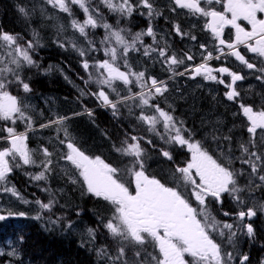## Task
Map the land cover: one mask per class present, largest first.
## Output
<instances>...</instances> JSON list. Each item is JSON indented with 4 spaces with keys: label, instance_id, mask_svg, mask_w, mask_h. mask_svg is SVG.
Here are the masks:
<instances>
[{
    "label": "snow or ice",
    "instance_id": "6c2138e0",
    "mask_svg": "<svg viewBox=\"0 0 264 264\" xmlns=\"http://www.w3.org/2000/svg\"><path fill=\"white\" fill-rule=\"evenodd\" d=\"M44 4L73 17L70 23L73 34L79 33L80 37L87 41L86 47H79L76 40L62 41L58 38L56 43L60 47L71 43L72 48L79 52L81 57H89L83 59L82 66L89 72V81L99 86V90L92 95L96 96L104 107L111 108L114 115L118 114L121 105L129 106L131 101L129 111L140 109L137 120L146 125L149 132L155 133L168 144L186 146L190 153V159L184 166L177 165L174 169L172 179L175 186H168L155 176L146 175L144 149L140 143L142 138L131 136V143L126 139L121 147L114 146L117 153L131 161L129 166L121 169L106 162L101 156L91 157L77 147L65 127L68 117L56 116L55 119H49L47 123L40 125L41 128H56V140L67 149L60 158L70 162L78 170V177L73 178L72 183L80 184L82 195L101 199L109 205L111 215L106 220L99 217V222L116 243V254L111 255L103 248L99 249L97 254L105 257L110 264H228L233 259V253H224L222 245L216 242L212 233L218 232L223 237L224 230H228L227 238L231 242L236 236L234 225L217 221L208 208V201L211 199L222 202V194L227 193L238 205L245 204L240 198L243 189L237 184V173L230 167L232 157H224L221 153L227 163L214 158L200 141L194 139L184 127L183 121L177 122L169 111L153 103L156 97L167 92V84L154 76H147L146 70L134 71L128 59L131 52L139 53L142 48L144 57L152 59L156 56L169 71L174 72V68L183 65L185 59L193 61L194 55L185 52L183 58H178L175 53L168 55L167 43L163 47L159 46L151 21L161 13L154 7L152 0H99V4L107 8L109 13L116 15V26L107 22L99 5L91 6V0H44ZM170 4L172 12L178 9L187 10L190 15L206 18L204 29L210 32L216 44V56H213L212 51H208L206 44H201L202 63L190 65L179 75L191 72L193 77L203 76L205 80L217 81L218 77L214 73L221 76L227 74L231 77V84L225 85L229 89L225 95L228 100L234 101L240 94L233 85L244 77L229 67L213 68L208 61L232 56L248 69L264 73V67L257 69V65L249 62L240 51V46H243L247 52L264 58V16L258 15L264 14V0H170ZM73 5L83 11V21L74 18ZM212 5H220L222 10H217ZM19 11L25 16L28 15L23 7L19 8ZM40 11L43 14L46 9L41 6ZM135 11H140L142 16L146 15L149 24L146 30L132 34L129 29L120 27V23L123 18L131 17ZM241 21H246L250 30L242 26ZM228 26L235 30L234 39H224V31ZM98 28H103L105 32L99 45L89 38L90 30ZM65 31V26L60 25L57 30L58 37ZM173 31L182 38L190 36L193 41L197 39L189 32H184L179 23L173 24ZM145 36L152 37V45L144 44ZM20 39L18 35L0 30V53H3L0 54V122H3V127H0V143L8 145L0 148V191L23 199L14 187L4 185L14 168L37 165V150L28 146V133L33 131L34 121L28 114L31 106L25 104L22 97L11 94L9 88L15 84L22 87L24 93L31 92V87L22 78L21 72L25 66H37L30 53L39 43V34L34 31L33 39L29 40L26 46L18 43ZM101 50L105 58L90 63L89 54ZM91 69H95L96 75L92 74ZM257 78L264 79V76ZM117 82L123 85L128 95L118 91ZM218 82L225 84L224 79H219ZM133 85L140 91L133 92ZM110 93H115L118 99H110ZM81 95L84 93L81 92ZM239 108L240 114L248 122L247 132L250 134V139L239 145L240 160L249 165L252 175H257L264 171V153L252 149L257 148L258 130L264 133V108L255 110L253 106L244 103H241ZM149 110L153 114H146ZM87 111L91 116V110ZM18 122L25 124L24 131L16 130ZM158 125H162L163 132L158 131ZM61 131L64 134L63 139L59 136ZM4 133L6 135H3ZM224 139L230 140L231 137ZM261 139H264V136ZM148 143L152 141L149 140ZM259 147L264 148V144ZM38 151L44 157L37 165L42 171L32 178L40 181L45 180L46 174L52 171L53 153L43 145ZM162 155L172 160L168 151L162 150ZM125 175L127 179L122 178ZM258 178L264 183V175H259ZM193 198L196 206H193ZM36 203L42 210L51 211L56 200L53 197L47 203L39 200ZM261 208H264V205H261ZM224 215L229 213L225 212ZM236 215L242 222L246 217H254L256 210L248 207L246 211L241 210ZM26 216L25 212L10 211L5 215L3 209H0V221ZM40 218V214L34 217ZM60 219L62 218L58 217L52 223H57ZM71 226L69 221L68 227ZM244 227L247 235L253 236L252 224ZM87 232L89 237L95 239V229L89 228ZM19 239L23 242L24 237L20 236ZM8 255L15 256L17 252L13 249ZM186 257H191V260ZM239 259L240 264H246L249 258L244 255ZM261 264H264V261H261Z\"/></svg>",
    "mask_w": 264,
    "mask_h": 264
},
{
    "label": "trees",
    "instance_id": "16d2710c",
    "mask_svg": "<svg viewBox=\"0 0 264 264\" xmlns=\"http://www.w3.org/2000/svg\"><path fill=\"white\" fill-rule=\"evenodd\" d=\"M28 3L29 0H0V30L12 35H18L21 38L18 43L25 46L29 40L33 39L34 30H38L39 43L30 53L37 66H25L21 72L22 78L25 82L29 83L31 87V92L23 96V102L30 103V105L35 106L36 109L41 108L40 112L42 116L34 119V125L45 123L49 119H55L56 116L68 117L65 125L72 134H74L77 147L80 149L89 148V153L93 156L87 155L91 157L99 155L106 162L112 163L113 166L116 167L129 166L131 163L129 158L122 157L114 148V146L121 147L118 139L125 138L126 134L138 136L143 140L149 135L152 139H148L152 141L155 146H161L156 144L155 138L149 134L147 127L137 120L140 109H138V111L132 109L130 112V106L121 105L118 114L114 115L111 108L104 107L102 102L98 100L96 96L92 95V93L97 91L99 86L89 81V72L85 71L82 66L83 59L89 57H81L79 52L72 48L71 43H66L65 47H60L56 43L58 38L62 41H70V38L75 36L79 40V42H77L78 46L86 47L87 41L80 37L78 33L70 34L67 30L59 37H56L53 31L58 29L56 26L59 27V24L56 23L52 15L48 18L40 17L36 10L33 12L34 8L32 5L31 11L26 10L28 12L27 16L19 11V8H24ZM99 7L102 9L101 11L106 19L114 21L116 15L109 13L107 8L103 5H99ZM75 14L80 16L78 12ZM62 19L65 23L67 22L66 15H64L60 21ZM131 19L138 18L132 16ZM180 23L181 27L185 29L186 25L183 26L182 21ZM123 24L125 27L127 26L126 22L122 21L120 27ZM147 24H149V22H145L142 26L138 25L137 28L140 29ZM156 25L158 28L165 31L171 42L176 39L177 35L173 31V22L171 23L167 18H164L160 23H156ZM187 28L188 27H186V29ZM103 30V28L97 29L99 33H103ZM99 33H96V35L100 37ZM206 33L209 34L208 31H206ZM24 39L27 41L24 42ZM90 39H94L91 34ZM94 40L98 45L100 41ZM42 44H44V46H42ZM159 46L163 47L160 43ZM190 47H193L195 50L198 49L199 51L197 54L201 55L203 50L195 45V43H191L188 46L184 44V47L178 51L182 58L185 52L191 53L190 50L192 49H190ZM206 54L205 52L204 55ZM134 55H137L134 63H137L138 66H144L149 73L158 80H164L166 84L172 83L183 87L177 88L176 94H169L170 97H177L174 98L176 100V110L166 108L167 111L171 112L177 122L183 121L184 127L193 132V137L201 139L204 148H210V150L219 151L223 154H237V156L232 159L233 163L235 160L240 159L241 151L239 145L242 142H246V139L250 136L247 134L248 122L246 118L240 114L239 105L241 103L251 105L255 110L264 108V83L257 79V72H254V74L252 73L251 78H255L249 83L250 87L234 101H230L225 95L228 89L225 85L230 83L229 76H224L223 79L225 84H220L205 80L203 76L193 77L191 72L186 75H179L186 67L196 65L202 57H195L193 61H187L185 59V63L176 66L173 72L169 71L166 65H164L163 68H159L154 61L148 62L147 58L142 56L138 57L136 53ZM89 56L90 63L105 58L101 51L91 52ZM213 56H215V53H213ZM229 61L228 59H226V61L223 59H212L208 63L213 68L225 66L229 67L233 72L240 73L234 64L228 63ZM58 66L61 67V70L58 69ZM90 71L93 75H96L95 69H91ZM171 76L173 77L167 79ZM245 82L246 81H241L236 84L242 85ZM10 88L22 87L13 84ZM132 90H136V87L132 86ZM241 90L243 91V88ZM118 91H121L123 95H128L127 90L118 89ZM81 92H83L84 95H81ZM52 97L55 100H53ZM110 99L116 100L118 97L115 93H110ZM44 100L47 101L50 106L48 115H46V107L43 106ZM159 105L162 106V103H159ZM87 110H91V116L88 115ZM32 116L35 117L36 112H33ZM218 116L222 119L220 126H216L213 121V119ZM208 123H213V125H209ZM23 127V125H17L16 130L22 132L24 131L22 130ZM44 130L45 128H41V131ZM52 131L56 136L58 135L55 127L49 128V132ZM46 132L45 130V133ZM61 133L62 131L59 133L60 137H62ZM3 135H6V133ZM28 137V139L35 141L33 146L36 147L44 141L43 138L36 135V131L29 132ZM225 137H231V139L226 140L224 139ZM257 138L261 139L260 137H256V139ZM144 145L147 147L144 142L141 146L143 149ZM257 150L263 153V150L259 146H257ZM157 152V148L148 151V153L145 151L146 157H144V161L147 159L149 162V157L152 155L155 157V153ZM178 152L177 154L180 157L183 152L180 150ZM172 159L173 160H169L160 157L159 161L153 165L152 168L156 169L157 177L163 179V176L160 174V169L164 164H169L174 161L175 166L180 165L177 160H174V158ZM220 160L223 162L226 161L223 157H220ZM170 171L174 172L173 168H171ZM172 178L173 175H167L169 184L172 183ZM63 179H59V182H62ZM35 184L39 185L38 183ZM35 184L28 185L27 187L26 184V189H23L22 192L30 198L35 197L37 193H33L32 190V186ZM19 185L21 186L22 183ZM62 186L63 183L59 184L58 188L61 189ZM256 186L259 189L258 193H261L264 197V185L257 184ZM70 187L71 185L68 184V192H70ZM54 188H56V186H54ZM245 188H249V186ZM38 190H40L39 186L37 187V191ZM79 194L82 196V190H79ZM83 196L86 198V201H90V203L92 202L95 205L93 207L91 206L90 209L93 210L97 216L105 214L104 211H100V209L96 207V205L99 204L96 202V199L88 197L87 195ZM73 198V200L68 198L67 202L64 203L71 204V207H78L79 205L76 201L79 200L78 196H74ZM227 199L228 198L223 195L222 203L219 206L213 201L214 206L220 207L219 209L222 212L217 214L219 219H222L221 215H223L224 212H228L230 216V209L226 208L224 205ZM79 203L82 204L81 201H79ZM68 222L69 221H63L62 225L65 226ZM87 223L94 228L96 227V221H89ZM252 226L254 229L253 236L249 237L246 229H244L243 238L239 241V245H235V247L230 249V252L240 254L241 250H243L242 253H246L249 258L246 264H261L264 258V215L257 218L255 217ZM96 229L98 230V236L97 241H95L96 243H94L82 242L77 238L74 230H64V232L61 233L55 230L47 234V232L41 228L39 222L32 220L30 217H16L0 221V243H7L6 245L11 251L13 248L17 250V255L15 256L8 255L10 252L9 249L2 250L0 253V264H105L106 260L104 257L97 254L98 250L102 249V246L107 243L111 250V254L115 255L117 245L110 235L106 233L104 227L102 228L98 225ZM20 236L24 237L23 242L20 241ZM104 236L105 239L103 238ZM237 238H239V233L237 234ZM129 255H131V253H129ZM237 260L238 257H236V261Z\"/></svg>",
    "mask_w": 264,
    "mask_h": 264
},
{
    "label": "rangeland",
    "instance_id": "374dc122",
    "mask_svg": "<svg viewBox=\"0 0 264 264\" xmlns=\"http://www.w3.org/2000/svg\"><path fill=\"white\" fill-rule=\"evenodd\" d=\"M152 2L154 3V7L156 8L158 6V0H154ZM31 5L34 8L33 12H34V10H36L37 13L40 15V17L48 18V17H50V15H52L55 18L56 23L59 24V26L60 25H64L66 30L70 34H73V30L70 27L71 19L73 17H69L67 13L60 12L58 9H53L50 5L44 4V0H29L28 5H26L24 8L27 11H31ZM97 5H100L99 4V0H91V6L92 7H96ZM41 6H43L46 9V11L43 14L40 11ZM217 6L218 5H212V7H215V8H217ZM171 7H172V5L170 4V6L166 8V10H167V12L170 15H172L173 17L176 18V23H179L181 25L180 22L182 21L183 22V26L186 25L185 27H188V28L192 27V28H195V30L199 29L200 36L203 38V40L207 41V42H203V41H201V40H199L197 38L195 41L191 40L188 45H190L191 43H195V45L200 47L201 44H206L208 46V51H212L213 53H215V56H216L217 52L215 51L216 44L214 42V39H213V37L211 35L209 36L206 33V30L203 27V24L206 22V18L190 15V14H188L187 10H179L178 9L176 12H172L171 11ZM72 9H73V13H74V18H76V19H78L80 21H83V19H84L83 11L81 9H79V7L76 6V5H73ZM144 11H145V13L147 12L146 9H144ZM76 12L80 13V16L76 15L75 14ZM185 14H187L188 17H185V18L182 19L181 17L183 15H185ZM64 15L67 16V22L66 23L63 21V19L60 21V19L62 17H64ZM259 15L264 16V14H259ZM143 17L145 18V20H142V19H139V18L134 20L137 23V26L138 25L142 26L145 22H149V20H148L146 15H143ZM155 22H156V19H155V16H154L152 18L151 23H155ZM241 22H242L241 23L242 26H244V24L247 23L246 21H241ZM121 27L127 29L124 24ZM147 27H148V24L146 26H144L143 28H145V30H146ZM56 28H58V26H56ZM57 30L58 29H55L53 31V33L55 34L56 37H58ZM129 30L131 31L132 34H135V33L138 32L135 29H129ZM153 30L156 33L157 41H159V43L162 46H164L165 43H167V45L169 46L168 55H171L172 53H175L177 55V57L182 58V56L178 53V51H180L184 47L183 41H181L180 38H179L180 36L177 35V37L179 39L176 38V39H174L171 42L170 39L167 37V35H166L164 30H162V29H160L158 27H153ZM34 31L38 33L37 29H35ZM95 32L99 33L97 31V29L90 30L91 36L94 39H96L97 41H100L103 38L105 33L104 32L103 33H99L100 34V37H99V36L96 35ZM63 33L64 32L60 33L59 36L61 34H63ZM227 34H230V36L227 35ZM193 35L196 36V34L194 32H193ZM128 38L130 39L131 37H128ZM224 39H226V40L234 39V36L232 37V31H230L228 28L226 30V34L224 33ZM71 40H76L77 42H79L78 38L75 37V36L70 38V41ZM25 41H27V40L24 39V42ZM144 44L152 45L153 44L152 37L145 36L144 37ZM98 45H99V43H98ZM42 46H44V44H42ZM240 48L244 49L242 54L245 55V58L248 59L249 62L255 63L257 65V69H259L261 67H264V58L257 57L255 54L247 52V49L244 48L243 46H240ZM190 49H192V50H190ZM190 49H188V50L191 51L190 54H193L194 57H201V55L197 54L198 51H199L198 49L195 50V49H193V47L192 48L190 47ZM101 52L103 54L102 50H101ZM135 53L138 54V57H140V56L144 57L142 48H141L139 53H137V52H131L130 53L128 59H129V63L133 66V70L137 71V72L146 70L147 76H152L149 73V71L144 66H142V65L138 66L137 63H134L136 61V58H137V55H134ZM0 54H3V53H0ZM133 55H134V57L130 60V58ZM227 57H232V56H227ZM144 58H146V57H144ZM233 58H235V57H233ZM152 61H154L158 65L159 68H163L164 67L163 62L157 60L156 56H153L152 59H148V62H152ZM200 63H202V59L197 64H200ZM228 63L229 64H234L238 68V70L240 72L239 74L244 77L242 80L237 81V82L246 81L242 85L236 84L237 82L233 85L235 90L240 94L239 96H241V94L247 88L250 87L249 83L252 80H254L255 77L251 78L252 73L254 74V72L255 73L257 72L256 73L257 74L256 77L264 76V73H261L260 71H258L256 69L250 70L245 65L237 64V63L232 62V61H229ZM121 64H122V62H121ZM186 68H188V67H186ZM58 69L61 70V67L58 66ZM122 70H123V68H122ZM183 71H185V69L182 70L181 72H183ZM62 72H63V70H62ZM215 75L218 77V80L219 79H223L224 76H228L227 74H224L223 76H221V74H219V73H217ZM172 77L173 76L168 77L167 79H170ZM247 78H249V79H247ZM218 80L217 81L209 80V81H211L213 83H219ZM258 80L261 81L262 83H264V79H258ZM162 81H164V80H162ZM229 84H231V77H230V83ZM133 86L136 87V90H132L133 92L140 91V89L137 86H135V85H133ZM117 88L119 90H126V89L123 88V85L120 82H117ZM177 88H183V87L180 86V85L172 84V83L167 84V89H168L167 92L164 93L163 96L156 97L155 100L153 101V103H156V104L162 103V106H160V105L159 106L164 108L166 111H167L166 108H170L172 110H176V104H175L176 100L174 98H177V97H175V96L174 97H170L169 94L170 93H175L176 94V92H177L176 89ZM242 88H243V91L241 90ZM98 90H99V88L97 89V91ZM228 90L229 89H227L226 92ZM9 91L11 92V94L16 95L18 97H22V98H23L24 95L27 94V93L23 92L22 88H9ZM106 91H107V89H106ZM53 97H52V99L55 100L56 98L54 97L55 98L54 99ZM43 102H44L43 106L46 107L47 115H48V110H49L50 106L48 105L47 101L44 100ZM131 103L132 102L130 101L129 102V106H131ZM137 103H138V101H137ZM25 104L30 105V103H25ZM30 106H31V108H30L28 114L32 116V113L36 112V116L35 117L32 116L33 121H34L35 118H37V117L39 118L40 116H42L41 112H40V109H36V107L33 106V105H30ZM91 109H93V108H91ZM135 109L138 111V108H135ZM146 114L151 115V114H153V112L151 110H149ZM213 121L215 122L216 126H220V124L222 123V119L219 116L215 117L213 119ZM47 122H45V123H47ZM45 123H41V124H45ZM41 124L36 125V126L33 124V131H31V132L36 131V135L39 136L40 138H43L44 141L41 142L38 147H36V146H33L35 144V141H33L31 139H28V146H29L30 149L37 150V155L35 156V159L37 160V165L40 163V161H42L44 159L42 153H39V151H38L40 149L41 145H43L44 147H47L49 149V151L53 153V155L51 157V159L53 160V164L51 166L52 167V171L46 174L47 178L45 180L37 181V180H34L32 178L34 175H36L40 171H42V169L40 167H38L37 165H22L21 167L14 168L13 172H11L8 175L7 181L5 182L4 186L14 187L16 189V191L19 193V196L22 197L23 199H18L16 196H13L11 193L0 191V209H3V214H5V215H7V213L9 211L13 212V213L25 212L27 214V216L25 218H28V217L34 218L37 214H40L41 218L40 219H35V220H37L39 222L41 228L45 232H47V234H48V232H53L54 230H57V229L60 230L61 223L63 221H71L74 217H76L77 210H76V208H72L73 213L68 215L66 212H62L61 209H59V205H56V204H54V206L51 209V211L42 210L39 207V205L36 203V201L39 200V201H42L44 203H47V201H49L50 199L53 198V195L48 194L49 199L43 198V196H38V195L41 192H43L45 194L47 192H52V191L56 192V193H64L65 192V193L68 194L69 192H68V189H67V185L70 184L71 187H70L69 190H70V192H72L74 194L72 197L78 196L79 201H83L84 196L83 195L81 196L78 193V191H77V189L80 190V188H81L80 184H73L72 183V179L78 177V170H76L74 168V166H72L70 164V162L62 160L60 158L62 154H65L67 152L66 147H64V146L59 144V142L56 140V135L54 134L53 131L49 132V128H45V130L47 131L46 133H45V130L44 131H40L41 130V127H40ZM17 125H23L24 127H23L22 130L25 129V124L24 123L18 122ZM209 125H213V123H210ZM0 127H3V122H0ZM65 127L67 128L66 125H65ZM145 127H147V126L145 125ZM68 131H69L71 137L74 138V140H75L74 134H72V132L69 129H68ZM147 131H148V128H147ZM158 131L163 132L162 125H158ZM149 134L155 138L156 144L163 146L164 149L175 148L177 150H182V152L185 151L188 154H190L186 146H180L178 144H168V143L165 142V140H162L155 133L149 132ZM247 134H248V136H250V134L248 132H247ZM61 136H63L62 138H64L63 132L61 133ZM192 136H194V135L192 134ZM262 136H264V133H262L260 130H258L256 137H260L261 138ZM130 137H131L130 135L126 134L125 138L118 139V141L121 144V146L123 145V142L126 139L128 140L129 143H131ZM146 137L147 138H151L149 135L146 136ZM194 139L196 141H200L201 142V139H199L198 137H195ZM249 139H250V137L248 139H246V142ZM257 139H256L257 146H259L261 144H264V139H258V141H257ZM144 142H145V140H143V139L140 140L141 146H142V144ZM222 143H225V142H222ZM6 146H8L6 143H0V148L6 147ZM82 149L84 150L85 154H89V155L92 156V154L89 153V148H82ZM204 149L207 150L210 155H213L214 158L220 160L221 152L210 150V148H206V147ZM261 149L263 150V153H264V148H261ZM252 150H257V148L256 149H252ZM158 152H160V151H158ZM229 155H231L232 159L237 156V154L234 155V154L225 153L224 157H227ZM144 157H146L145 151H144ZM224 162L227 163L226 161H224ZM147 163H148V161H146L145 164H147ZM230 167H231L232 170H234L237 173L236 179H237L238 186L241 189L244 188L243 191H242L243 193H240V198L243 201H245V204L244 205H240V206L245 208V209L248 208V207H253L256 210V215H259V216L264 215V208H261V205H264V197L262 196L261 193H258L259 189L256 186L257 184H263L264 185V183H262L259 180V178H258L259 175H264V171L259 172L257 175H252L249 165L243 164L240 159L235 160L234 163H233V161H231ZM119 168L124 169L126 167L122 168V166H120ZM122 178L123 179H127V176L125 175ZM59 179L60 180L63 179L62 182H61V183H63V186L61 187V189L58 188V186L60 184L59 183ZM65 179H66V181H65ZM18 183L19 184L22 183V185H21L22 187ZM35 183H38L39 185H37ZM32 184H35V185L32 186L33 193H37V194H36L35 197H33L31 199V198H28L27 196H25L24 193L22 192V190L26 189V187L28 185H32ZM244 184L248 185L249 189L245 188ZM25 185H26V187H25ZM38 186H39L41 192L37 191V187ZM54 186H56V188H54ZM20 188H22V189H20ZM45 189H47V191ZM226 196L233 198L232 196H230L227 193H226ZM24 201H28V203H24ZM213 201L214 200L208 201L209 210H210V206H211ZM219 203L220 202H218L217 206L220 205ZM193 206H196L195 201H193ZM219 208L220 207H216L215 206V209H216L215 212H213V211H210V212H211L212 216H214L216 218V220L219 221L222 224V223H225L224 222L225 219L224 218L219 219L217 217V215H216V213H222ZM105 215H106V213L103 214L102 216H99V217H105ZM58 217H60L62 219H60L57 223H52V221H56ZM13 218H16V217H13ZM201 219H202V217H201ZM232 224H234V223H232ZM57 225H58V227H57ZM86 225H88V226H86V229L92 228V226L89 225L88 223H86ZM98 225H99V221H96V227ZM96 227H95V229H96ZM65 228L66 227L63 225V229H65ZM245 229H246V227H245ZM74 231L78 234V236L79 235H83V233H84V232L81 233V228L77 227V226L74 228ZM224 231H225V233H227V236H228V234H229L228 230H224ZM233 231L236 232V236L235 237H236V240L238 239V243H239V238H243V230H241L239 232V238H237V231L235 229H233ZM85 232H86V234H88L87 230ZM212 235L220 238V240H221L220 244L222 245V249H223L224 253L230 252V249H232L236 245V243H233L235 237H233V239L231 241L233 244L231 245V244H229V242H228V240H227L225 235L222 237V236L219 235L218 232L212 233ZM6 244H5V242L0 243V253L4 249H9L11 251V249L9 247H7ZM13 249H15V248H13ZM15 251L17 252L16 249H15ZM235 256H237L239 258V257L244 256V253L242 255L238 254V253L237 254L233 253V259L231 261H229L228 264H235V261H236ZM186 259L191 260V257H186ZM239 261H240V259H239ZM262 261H264V258L262 259ZM11 264H13V263H11Z\"/></svg>",
    "mask_w": 264,
    "mask_h": 264
},
{
    "label": "flooded vegetation",
    "instance_id": "af4514ba",
    "mask_svg": "<svg viewBox=\"0 0 264 264\" xmlns=\"http://www.w3.org/2000/svg\"><path fill=\"white\" fill-rule=\"evenodd\" d=\"M152 1H154V0H152ZM164 3H163V2ZM170 0H158V6L156 7V9L161 13V15L160 16H155V19H156V22L155 23H152V26L153 27H157V25H156V23H160L164 18H167L168 19V21L169 22H172L173 21V24L174 23H176V18L175 17H173L172 15H170L168 12H167V10H166V8L167 7H169L170 6ZM217 10H222V7L220 6V5H218L217 6V8H216ZM142 11H144V9H142ZM145 12V11H144ZM259 15V14H258ZM132 16H134V17H136V18H139L140 17V19H142V20H145V18L140 14V11H135V12H133V14H132ZM132 16L131 17H125V18H123L122 19V21H125L126 22V24H127V26H126V28L127 29H135V30H137L138 32H141V31H144L145 30V28H143V27H141L140 29H138L137 28V23L134 21L135 19H131L132 18ZM185 17H188V15L187 14H185V15H183L181 18L183 19V18H185ZM107 20V22L108 23H110V24H112L113 26H115L116 25V20H117V17L114 19V21H111V20H109V19H106ZM121 21V22H122ZM242 23V22H241ZM205 24V23H204ZM204 24H203V27H204ZM244 26L247 28V29H249L250 30V26H248L247 25V23H245L244 24ZM227 28L230 30V31H232V37L234 36V29H231V27L230 26H228V27H226L225 28V34H226V30H227ZM184 32H189L190 33V35H192V36H194L193 35V32L196 34V37L199 39V40H201V41H203V42H207V41H205V40H203V38L200 36V34H199V29H196L195 30V28H192V27H190V28H187V29H182ZM104 31V30H103ZM227 35H229L230 36V34H227ZM180 38V40L181 41H183V43L184 44H186V46L189 44V42L191 41V38H190V36H185V37H179ZM243 48H240V51H241V54H242V52H243ZM243 55V54H242ZM224 60V61H226V59H228V60H230V61H233V62H235V63H237V64H241L239 61H237L235 58H233V57H222L220 60ZM241 65H243V64H241ZM192 134H193V132L192 131H190ZM194 135V134H193ZM144 140H145V144L147 145V147H145V145H144V149H145V151H147V153H148V151H152V150H154V148H157V150L158 151H160V152H157V153H155V157L152 155V156H150L149 157V155H148V157H149V162L147 163V164H145V171H146V175H150V176H155L156 178H158V179H160L161 180V182L162 183H166L168 186H175V184L173 183V181H172V183L171 184H169L168 183V179H167V175H169L170 174V169L171 168H173V171H174V169L176 168V166L174 165V161L172 162V163H169V164H165V165H163L162 166V168L160 169V174L163 176V179H161V178H159V177H157L156 176V169L154 168H152L153 167V165L154 164H156L158 161H159V159H160V157H164L163 155H162V150L163 151H168L170 154H171V156L173 157V158H176L177 159V161L180 163V165L179 166H184V164L190 159V154H188L187 152H185V151H183V154L179 157L178 156V154H177V152L179 151V150H177V149H175V148H170V149H164L162 146H155L153 143H148V141H149V139L148 138H144ZM82 151H84L83 149H81ZM180 151H182V150H180ZM179 153V152H178ZM164 158H166V157H164ZM166 159H168V158H166ZM146 161H147V159H145V163H146ZM125 167H127V166H125ZM60 184H61V182H59ZM133 188H134V185H133ZM80 190H81V188H80ZM38 191H40L41 192V190H38ZM70 191V190H69ZM39 193V192H38ZM78 193H79V190H78ZM48 194H52L53 195V197L55 198V200H56V205H59V209H61V211L62 212H66L67 214H72L73 213V211H72V208H76V210H77V212H76V217H74L72 220H71V223H72V226L69 228L68 227V223L65 225V229H63V225H62V223H61V227H60V230L59 229H57L58 230V232L59 233H61V232H64V230H74V228L77 226V227H80L81 228V233L82 232H84L83 233V235H79V236H77L78 234L75 232V234H76V236H77V238H79L82 242H94V243H96L95 241H97V236H98V230L97 229H95L96 230V232H95V239H92L91 237H89V235L88 234H86V226H88V225H86V223L87 222H89V221H99V217L95 214V212L93 211V210H91L90 209V207L92 206H95L92 202L90 203V201H86V200H83V201H81L82 202V204H80L79 203V200H76L77 201V203H78V207H71L72 205L71 204H67V203H64V202H67V200H68V198H70L71 200H73L74 198L72 197L74 194L71 192H69L68 194L67 193H56V192H47V193H45V195H44V193L43 192H41L39 195H42L43 196V198H47V199H49V197H48ZM25 195V194H24ZM87 195V194H86ZM223 195L224 196H226V193L225 194H222V197H223ZM46 196V197H45ZM88 197H92V196H90V195H87ZM28 197V196H27ZM28 198H30V197H28ZM93 199H96V202L97 203H99V204H97L96 205V207H98V209H100V211H104V213H106V215H105V220H106V218L107 217H109L110 215H111V212H110V209H109V205L107 204V202H105V201H103V200H101V199H98V198H95V197H92ZM226 198H228L227 200H226V202H224V205H225V207L226 208H229L230 209V216L229 215H227V216H225L224 214L223 215H221L222 216V218H224L225 219V223H234L233 225H234V228L233 229H235L236 231H237V234L241 231V230H244V226L243 225H246V223H251L252 225H253V220H250V221H247L246 220V218L241 222V221H239L238 220V218H237V213L239 212V211H241V210H247V208L245 209V208H243V207H241L240 205H238L237 203H236V201L233 199V198H231V197H228V196H226ZM211 199H209V201H210ZM193 201H194V198H193ZM192 201V202H193ZM48 202V201H47ZM90 203V204H89ZM217 204H218V202H216ZM221 203L222 202H220L219 204L221 205ZM101 207V208H100ZM238 208V209H237ZM102 209V210H101ZM215 206H214V203L212 202V204H211V206H210V211H213V212H215ZM225 213V212H224ZM218 213H216V215H217ZM254 217H256V215L254 216ZM81 218H82V220H81ZM32 220H35L34 218H32ZM37 221V220H36ZM38 222V221H37ZM99 226L100 227H102L103 228V225L101 224V223H99ZM57 227H58V225H57ZM55 231V230H54ZM106 233H107V230H106ZM225 236H226V238H227V233H225ZM104 239H105V236L103 237ZM213 238L216 240V242L217 243H220L221 242V240H220V238H218V237H216V236H213ZM242 238H239V241L241 240ZM227 240H228V238H227ZM228 242H229V240H228ZM233 243H236V245H239V243H238V239L236 240V237L234 238V241H233ZM232 242H229V244H233ZM104 249H106L107 250V252L108 253H110L111 254V250H110V248H109V246H108V244L106 243L104 246H102ZM243 252V250H241V253ZM112 255V254H111ZM245 255H247V254H245ZM248 256V255H247ZM105 258V257H104ZM105 260H106V262H105V264H110V262L109 261H107V259L105 258ZM235 264H240V261H239V263H238V261H235Z\"/></svg>",
    "mask_w": 264,
    "mask_h": 264
},
{
    "label": "bare ground",
    "instance_id": "6f19581e",
    "mask_svg": "<svg viewBox=\"0 0 264 264\" xmlns=\"http://www.w3.org/2000/svg\"><path fill=\"white\" fill-rule=\"evenodd\" d=\"M172 22H173V21H172ZM172 22H171V23H172ZM159 25H160V24H159ZM185 28H186V27H185ZM208 35H209V36L211 35L210 32H209ZM176 38H177V37H176ZM178 39H179V38H178ZM170 54H171V53H170ZM178 58H179V57H178ZM227 108H228V107H227ZM227 108H226V109H227ZM40 109H41V108H40ZM228 110H229V109H228ZM180 113H181V112H180ZM44 115H45V114H44ZM46 115H47V114H46ZM39 118H40V117H39ZM48 118H49V117H48ZM43 119H44V118H43ZM43 119H42V120H43ZM222 129H223V128H222ZM40 131H41V130H40ZM59 136H60V135H59ZM62 137H63V136H62ZM62 137H60V138H62ZM239 137H240V136H239ZM146 138H147V137H146ZM34 139H35V138H34ZM234 142H235V141H234ZM45 143H46V142H45ZM227 144H228V143H227ZM221 145H222V144H221ZM169 148H170V147H169ZM172 158H173V157H172ZM164 165H165V164H164ZM45 185H46V184H45ZM243 189H244V188H243ZM248 189H249V188H248ZM250 190H251V189H250ZM242 193H243V192H242ZM44 195H45V194H44ZM51 195H52V194H51ZM25 196H27V195H25ZM28 197H29V196H28ZM45 197H46V196H45ZM32 198H33V197H32ZM32 198H31V199H32ZM83 200H86V198L84 197ZM88 200H90V199H88ZM246 200H247V199H246ZM246 203H247V202H246ZM237 209H238V208H237ZM218 214H219V213H218ZM66 215H67V214H66ZM68 215H69V214H68ZM101 216H102V215H101ZM98 217H99V216H98ZM257 217H260V216H259V215H256V218H257ZM89 225H90V224H89ZM91 226H92V225H91ZM92 228L95 229L93 226H92ZM70 234H71V233H70ZM77 236H78V235H77ZM79 240H80V239H79ZM86 245H87V244H86ZM98 257H99V256H98Z\"/></svg>",
    "mask_w": 264,
    "mask_h": 264
},
{
    "label": "water",
    "instance_id": "95a60500",
    "mask_svg": "<svg viewBox=\"0 0 264 264\" xmlns=\"http://www.w3.org/2000/svg\"><path fill=\"white\" fill-rule=\"evenodd\" d=\"M249 219V218H248ZM251 219V218H250Z\"/></svg>",
    "mask_w": 264,
    "mask_h": 264
}]
</instances>
